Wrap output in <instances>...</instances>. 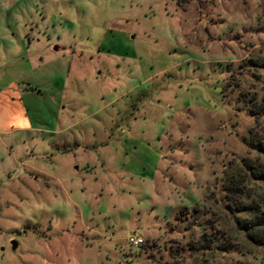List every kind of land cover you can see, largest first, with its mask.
I'll list each match as a JSON object with an SVG mask.
<instances>
[{"label": "rangeland", "instance_id": "rangeland-1", "mask_svg": "<svg viewBox=\"0 0 264 264\" xmlns=\"http://www.w3.org/2000/svg\"><path fill=\"white\" fill-rule=\"evenodd\" d=\"M252 97L264 0H0V264H264Z\"/></svg>", "mask_w": 264, "mask_h": 264}, {"label": "trees", "instance_id": "trees-1", "mask_svg": "<svg viewBox=\"0 0 264 264\" xmlns=\"http://www.w3.org/2000/svg\"><path fill=\"white\" fill-rule=\"evenodd\" d=\"M248 111L256 119L264 117V99L257 102L251 99ZM252 142L248 144L257 152L254 159H244V173L239 178L222 185L225 207L232 216L235 228L256 247L264 248V126L260 125V140L254 139L256 133L251 130ZM78 143L65 144L59 148L70 149Z\"/></svg>", "mask_w": 264, "mask_h": 264}, {"label": "built area", "instance_id": "built-area-1", "mask_svg": "<svg viewBox=\"0 0 264 264\" xmlns=\"http://www.w3.org/2000/svg\"><path fill=\"white\" fill-rule=\"evenodd\" d=\"M129 242L132 245V247L138 248V247L142 246L145 241H144V239L142 237L131 236L129 238Z\"/></svg>", "mask_w": 264, "mask_h": 264}, {"label": "water", "instance_id": "water-1", "mask_svg": "<svg viewBox=\"0 0 264 264\" xmlns=\"http://www.w3.org/2000/svg\"><path fill=\"white\" fill-rule=\"evenodd\" d=\"M58 48H59V47L56 46V47H55V50H58ZM12 244H13V248H16V247H17V242L13 241Z\"/></svg>", "mask_w": 264, "mask_h": 264}]
</instances>
